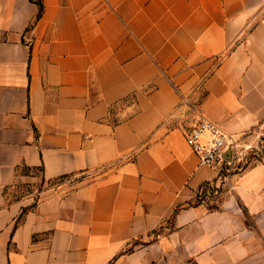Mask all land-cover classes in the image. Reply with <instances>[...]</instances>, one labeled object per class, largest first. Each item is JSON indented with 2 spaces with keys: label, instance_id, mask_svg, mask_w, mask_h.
<instances>
[{
  "label": "crops",
  "instance_id": "0c3cea01",
  "mask_svg": "<svg viewBox=\"0 0 264 264\" xmlns=\"http://www.w3.org/2000/svg\"><path fill=\"white\" fill-rule=\"evenodd\" d=\"M194 117L263 149L264 0H0V264H264V157Z\"/></svg>",
  "mask_w": 264,
  "mask_h": 264
},
{
  "label": "built area",
  "instance_id": "2783aa9c",
  "mask_svg": "<svg viewBox=\"0 0 264 264\" xmlns=\"http://www.w3.org/2000/svg\"><path fill=\"white\" fill-rule=\"evenodd\" d=\"M185 141L196 155L199 165L217 169L229 176L243 162L246 148L238 138L228 135L211 121L200 118L185 134Z\"/></svg>",
  "mask_w": 264,
  "mask_h": 264
},
{
  "label": "rangeland",
  "instance_id": "374dc122",
  "mask_svg": "<svg viewBox=\"0 0 264 264\" xmlns=\"http://www.w3.org/2000/svg\"><path fill=\"white\" fill-rule=\"evenodd\" d=\"M129 113H132L131 110L128 111V114ZM125 116H121L120 118H124ZM119 118V119H120ZM197 122V118H189V119H186L183 121V124L185 125V127H189V125L191 124H195ZM241 144V143H240ZM242 145V144H241ZM243 146V145H242ZM259 146L262 147L263 149L260 151L258 150V148H255V149H249V148H246L243 146L241 148V150L245 149L246 152H245V156H244V159H243V162L240 163L234 170V172H237L238 170H241L243 167L247 166L252 158L254 157V153L256 152H259V156H262L264 157V138H263V141H261L259 143ZM85 178V177H84ZM91 178H94V176H89L87 177L86 179H83V176L81 177H73V178H70V179H73V180H70V179H67L70 183V188L72 187H75V186H78L84 182H88L89 180H91ZM66 179H64V181H67ZM67 181V182H68ZM63 181H53L52 186H56L57 184L61 183ZM23 190V193L26 192V188L25 187H22ZM206 189V190H205ZM203 191L199 192L195 198V200L190 203L191 205H194L196 203V201L198 202H204L207 204V206L209 208H216L217 205L219 204V201L221 199V192H222V186L221 184H217L215 186H213L212 188H205ZM162 231V229H161ZM158 232L160 231H156L154 233V235H151L150 236V241L155 239L156 238V235L158 234Z\"/></svg>",
  "mask_w": 264,
  "mask_h": 264
},
{
  "label": "trees",
  "instance_id": "16d2710c",
  "mask_svg": "<svg viewBox=\"0 0 264 264\" xmlns=\"http://www.w3.org/2000/svg\"><path fill=\"white\" fill-rule=\"evenodd\" d=\"M37 4H38V6H39V10H38V14H37V16H36V19H39L40 16H41V13H42V6H41V4H40L39 1H37ZM199 203H200V202L196 201V203H195L194 205H197V204H199ZM189 205H190V204H189Z\"/></svg>",
  "mask_w": 264,
  "mask_h": 264
}]
</instances>
